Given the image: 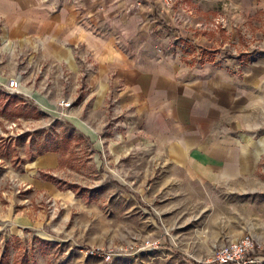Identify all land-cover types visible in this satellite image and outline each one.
<instances>
[{
	"label": "crops",
	"instance_id": "1",
	"mask_svg": "<svg viewBox=\"0 0 264 264\" xmlns=\"http://www.w3.org/2000/svg\"><path fill=\"white\" fill-rule=\"evenodd\" d=\"M263 7L264 0H0V41L19 55L8 77L20 94L43 111L58 97L70 100L63 117L91 141L98 169L118 186L150 191L143 203L167 205L196 188L240 187L258 171L264 55L212 52L215 33L196 26L230 9ZM183 44L208 53H182ZM5 79L0 73L1 86ZM57 162L45 152L27 171ZM31 184L48 187L36 177Z\"/></svg>",
	"mask_w": 264,
	"mask_h": 264
},
{
	"label": "rangeland",
	"instance_id": "2",
	"mask_svg": "<svg viewBox=\"0 0 264 264\" xmlns=\"http://www.w3.org/2000/svg\"><path fill=\"white\" fill-rule=\"evenodd\" d=\"M207 21L196 27L215 33L212 52L264 55V7L230 9ZM190 48L179 51L208 53ZM18 57L11 43L0 41L6 79ZM45 152L57 154V166L33 176L27 165ZM96 163L91 141L60 109L43 111L0 85V264H191L185 258L211 264L206 261L218 246L241 235L258 255L252 264H264V157L240 187L196 188L167 205L143 203L141 193L150 191L116 185ZM34 177L48 187H34ZM69 192L74 200L63 197ZM96 248L109 259L90 253Z\"/></svg>",
	"mask_w": 264,
	"mask_h": 264
},
{
	"label": "built area",
	"instance_id": "3",
	"mask_svg": "<svg viewBox=\"0 0 264 264\" xmlns=\"http://www.w3.org/2000/svg\"><path fill=\"white\" fill-rule=\"evenodd\" d=\"M164 5H171L173 0H158ZM222 21V19H221ZM198 27H203V24H197ZM211 26V25H210ZM2 87L9 93H18V84L15 77H9L5 80ZM54 105L57 109H60L61 114H64L71 108L72 103L70 100L63 97H58ZM147 246H156L158 241L146 240ZM253 251V243L248 235H241L236 239L227 241L226 243L218 246L212 254V257L206 262L211 264H252L255 261V257L251 255ZM99 253L104 260L109 259L108 252H100L97 248L90 250V253Z\"/></svg>",
	"mask_w": 264,
	"mask_h": 264
},
{
	"label": "trees",
	"instance_id": "4",
	"mask_svg": "<svg viewBox=\"0 0 264 264\" xmlns=\"http://www.w3.org/2000/svg\"><path fill=\"white\" fill-rule=\"evenodd\" d=\"M176 253H177V255H182L180 252H178V251H176ZM253 257H255V259H256V257L258 256L257 254H251ZM186 260H189V263H191V264H201V263H199V262H196V261H191V259H188V258H185Z\"/></svg>",
	"mask_w": 264,
	"mask_h": 264
}]
</instances>
